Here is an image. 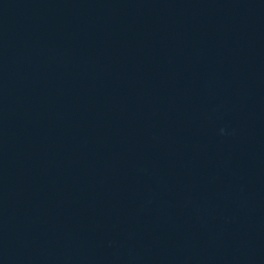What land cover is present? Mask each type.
I'll use <instances>...</instances> for the list:
<instances>
[{
    "label": "water",
    "instance_id": "water-1",
    "mask_svg": "<svg viewBox=\"0 0 264 264\" xmlns=\"http://www.w3.org/2000/svg\"><path fill=\"white\" fill-rule=\"evenodd\" d=\"M0 264H264V0H0Z\"/></svg>",
    "mask_w": 264,
    "mask_h": 264
}]
</instances>
